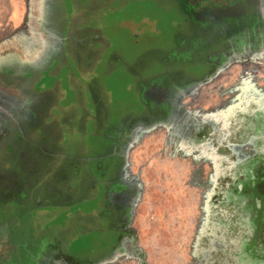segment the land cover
Masks as SVG:
<instances>
[{"label": "rangeland", "instance_id": "obj_1", "mask_svg": "<svg viewBox=\"0 0 264 264\" xmlns=\"http://www.w3.org/2000/svg\"><path fill=\"white\" fill-rule=\"evenodd\" d=\"M11 2L0 222L52 167L47 208L93 194L89 159L104 199L103 235L81 231L93 205L72 204L59 217L75 250L33 264H264V0H17L10 24ZM182 18L193 26L174 33ZM3 227L0 264H30Z\"/></svg>", "mask_w": 264, "mask_h": 264}, {"label": "crops", "instance_id": "obj_2", "mask_svg": "<svg viewBox=\"0 0 264 264\" xmlns=\"http://www.w3.org/2000/svg\"><path fill=\"white\" fill-rule=\"evenodd\" d=\"M186 1L187 0H185L183 7H185ZM13 3H15L14 6L12 5ZM17 3H18L17 0L16 2L8 3L10 6L8 5V8L5 9L6 11L9 12L8 21L10 24L14 21V16H15L14 10L16 9V6H18ZM183 7L181 8L182 9L181 13H184V16H187L186 15L187 13L185 12V8ZM175 23L176 24H174L173 27L174 33L175 31L178 32V30H181L182 28L193 26V23H190L189 25V23L186 22V18H182L180 21ZM89 160L90 161H87L89 162V164L84 163L85 166L87 164V167L85 168L82 167V169H84L86 173L91 176L92 179H96L95 184L89 186V189L93 191L92 195L85 194L86 196L84 195V197L82 198L80 196V199L78 200L72 199V201H70L71 199H69L67 203L64 202L59 204L60 202H58V203H54L55 205V206L53 205L54 207L50 206L49 208H47V206H45L44 204V199H43V196H45V194L50 195L53 199H55L57 196L62 195L61 192L62 190L58 188L57 190L54 189L50 193H48L49 189L47 190L46 193L45 191H43L48 180L53 178L54 176L56 178L57 174L61 171V169H63V167H52L51 170L47 169L45 172H43V174L42 172H40V175L37 176L36 179L35 177H33L35 180L27 183L28 193H26L24 197L15 196L16 199L14 198V196L2 197L3 198V201L1 200L2 203H8L11 199H15L16 203H18V205L20 206V209L18 206H17L18 209H16V207L12 208L6 217L7 219L1 221L2 223L0 222V228H5L3 226H6L8 228V230L4 231L2 235L3 237H6L5 242L9 243L11 247L14 246L13 241L16 240L15 237H20L27 242L28 245H25L26 246L25 251L29 252L28 254L30 255L28 256L27 254L25 257L27 260L30 258L31 260L30 264H33V261L35 260V256H38L43 252L49 250L50 252L56 253L54 256L57 258L61 257L59 254L62 251L63 254L65 255L64 253L65 251L75 250L74 247L71 245V243H69L66 247L61 245L64 240L62 237H67L69 235L75 234L76 229L73 228L75 227V225H70L69 227V224H67L66 222L65 224H62L63 218L59 217L60 213L63 210H65V208L71 207L72 204L74 208L75 206L82 207V204L83 205L91 204V206L93 205L94 208L92 209L91 207L92 212H87L88 213L87 214L86 212H84V210H80V212L78 213L81 222L82 221L83 223L87 222L85 223L87 226L82 228L81 231L86 234L89 233L94 236L103 235L104 232H102V229L100 228V224H101L104 199L103 197L100 200L98 199L100 201L98 203H97L98 201L97 199H96L97 201L94 200V198H96L97 195V190L99 189L98 185L102 186V184H99L100 182L99 177L96 178L94 174H92L94 170V167H92L94 166L92 165L94 163V159H89ZM85 191H87V189H85ZM71 197L74 198V195H71ZM29 212L31 213L32 216H36V219L37 221L38 220L40 221V224L39 225L35 224L34 218H32L31 223L29 225H25L22 227L19 224L21 215L23 216L25 213H29ZM31 240L35 241L34 245L33 243H30ZM29 243L32 244V246H29L30 245ZM14 250L15 252L22 251L21 249H14ZM31 254L33 256H31Z\"/></svg>", "mask_w": 264, "mask_h": 264}]
</instances>
